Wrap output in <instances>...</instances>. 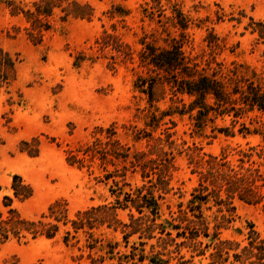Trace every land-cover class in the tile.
I'll return each instance as SVG.
<instances>
[{
    "label": "rangeland",
    "instance_id": "374dc122",
    "mask_svg": "<svg viewBox=\"0 0 264 264\" xmlns=\"http://www.w3.org/2000/svg\"><path fill=\"white\" fill-rule=\"evenodd\" d=\"M16 1L31 6L36 0ZM78 1L91 5L94 10L92 19L71 18L62 22L58 16L54 29L38 44L25 31L29 25L21 18H13L0 0V45L20 61L17 80L8 91L0 93V213L4 215L12 208L29 220H38L47 213L51 204L65 200L70 219H76L79 211L114 204L112 188L116 187L112 179L106 180V175L116 168L113 165L101 167L99 161L90 167L71 166L67 161L69 151L91 143L100 136V129L113 124L117 126L121 141L133 146L131 131L126 129L128 126L145 128L156 110L160 116L170 107L182 106L168 86L156 87L153 105L135 87L138 75L147 76L139 68L140 40L145 34H155L159 44L164 45L163 39L167 37L156 22L144 15L145 8L153 6L151 0ZM172 3L180 4L181 10L194 21L188 30V52L194 50V55L208 59L210 50L206 38L213 31L219 38L218 43L224 45L223 51L215 55L218 62L228 65L236 62L250 72L264 75V43L245 29L250 18L264 20V0H172ZM163 4L169 8L166 2ZM118 8H123L129 15L113 18L112 12L118 13ZM166 14H171L169 9ZM105 31L118 35L122 42L134 49V62H125L117 57L113 59L115 53L111 51L96 53V41ZM170 32L172 36L179 37V32L173 29ZM172 99L178 103H173ZM184 101L189 103L188 98ZM170 119L177 125L171 131L176 132V161L172 191L163 201L162 221L171 220V213L177 217L179 205L183 203L186 207L198 187L199 176L192 174L194 167L190 166L189 148L219 155L227 147H246L247 143L257 145L261 140L259 136L227 138L212 131L215 127L230 126L229 117L210 123L200 134L194 135L192 121L187 115L167 117L165 122ZM242 121L248 125L253 121L256 127H260L257 122H264V117L253 113ZM160 133L158 130L155 134ZM145 148V143H142L133 149ZM16 176L32 188L33 195L28 200L21 201L15 197L12 185ZM144 183L139 174L133 177L129 174L126 184L131 187L125 190H135ZM6 197L11 198L12 203ZM5 203L11 207H5ZM235 207V221L229 229L222 230V239L234 240L243 248L248 245L246 234L249 224L254 225L264 239V206L237 200ZM217 210L218 207L211 211L205 208L209 221L214 220ZM118 214L120 220L129 222L128 211L119 210ZM45 222L52 220L46 219ZM67 231L76 237L69 244L64 241ZM239 231L243 234L240 235ZM173 233L176 237L177 232ZM94 239L103 240L105 246L108 243L116 245L114 259H109L111 255L107 254V247L103 252L91 253L88 235L82 231L76 234L71 225H61L54 239L40 237L28 242L16 239L5 243L0 241V264H93L90 254L95 258L105 257L104 264H132L124 257L131 254L133 247L144 250L146 256L163 251L156 239L141 246L138 235L131 237L127 244L121 229L115 231L107 226L95 230ZM182 241V238H177L178 243ZM175 250L177 248L173 245L165 251V254L172 252L164 256V259L170 258L169 264H180L181 257L192 261L187 264L211 263L210 250L205 256L193 260L191 250L185 248L181 254Z\"/></svg>",
    "mask_w": 264,
    "mask_h": 264
},
{
    "label": "trees",
    "instance_id": "16d2710c",
    "mask_svg": "<svg viewBox=\"0 0 264 264\" xmlns=\"http://www.w3.org/2000/svg\"><path fill=\"white\" fill-rule=\"evenodd\" d=\"M164 2L169 8H166ZM1 3L6 5L13 18H21L29 25L25 31L38 44L54 29L58 16L62 22H66L71 18L90 20L94 13L91 5L78 0H36L31 6L16 0H1ZM151 3L153 6L145 8L144 15L156 22L167 37L163 39L164 45L159 44L155 34H145L140 40L139 68L147 76L138 75L135 87L153 105L156 87L168 86L182 106L170 107L160 116L156 110L145 128L125 127L128 132L131 131L134 147L121 141L117 126L113 124L107 129H100V136H96L91 143L69 151L67 161L71 166L90 167V164L99 161L101 167L113 165L116 168L106 175V180L112 179L116 187L112 188L114 204L79 211L76 219H70L69 206L65 200L51 204L47 213L42 214L38 220H29L17 209L11 208L7 215L0 213V241L5 243L16 239L28 242L40 237L54 239L61 225H71L76 234L82 231L89 236L88 248L91 253L103 252L107 247V254L111 255L109 259H114L116 245L108 243L105 246L103 240L94 239V231L107 226L115 231L121 229L127 244L131 237L138 235L141 246L156 239L163 248L157 254L146 256L144 250L139 251L133 247L131 254L124 257L127 262L132 261V264H145L146 261L149 264H169L170 258L164 259V256L172 252L165 254V251L173 245L179 254L185 248L191 250V260L205 256L207 250H210V264H264V239L254 225L249 224V232L246 234L248 245L243 248L241 243L222 239V230L229 229L235 221L237 200L248 205L264 206V122L258 121L261 126L256 127L253 121L250 125L242 121L253 113L264 117V75L250 72L243 64L236 62L230 65L218 62L215 55L223 51L224 45L218 43L219 38L213 31L206 38L210 50L208 59L194 55V50L188 52V30L194 25L193 19L181 10L180 4L172 3V0H151ZM146 5L150 6L149 3ZM168 9L170 15L166 14ZM117 10L118 13L112 12L113 18L129 15L123 8ZM171 29L179 32V37L172 36ZM245 29L257 35V40L264 43V20L250 18ZM96 45V53L111 51L115 53L113 59L117 57L125 62H134V49L122 42L116 34L105 31L97 39ZM19 63L18 58L0 45V93L8 91L17 80ZM185 98L189 99V103H185ZM177 101L172 99L173 103ZM174 115L189 117L193 135L200 134L210 123L229 117L230 126L215 127L212 131L227 138L248 139L259 136L261 140L257 145L247 143L246 147H227L219 155L200 153L197 148H189L190 166L194 167L192 174L199 176L198 187L186 207L183 203L179 205L177 217L171 213V220L162 221L163 201L172 191L176 161V132L171 131L177 125L172 119L168 122L165 120ZM158 130L161 133L156 135ZM142 143H145V150L133 149ZM231 156L237 158L232 159ZM129 174L132 177L139 174L145 183L140 188L126 191V187H131L126 184ZM14 181L12 188L16 198L25 201L32 197V188L21 177L16 176ZM5 199L12 203L11 198ZM5 207L11 205L5 203ZM206 207L209 211L218 207L212 222L205 216ZM119 210L129 212L128 223L119 219ZM46 219L52 222H45ZM174 231L177 232L176 237H173ZM238 233L243 234L241 231ZM177 238L183 241L178 243ZM72 239L76 237L67 231L65 243L69 244ZM205 239L209 242H204ZM89 258L93 264H104L106 261L105 257L95 258L91 254ZM180 259V264L192 262L185 261L184 257Z\"/></svg>",
    "mask_w": 264,
    "mask_h": 264
}]
</instances>
